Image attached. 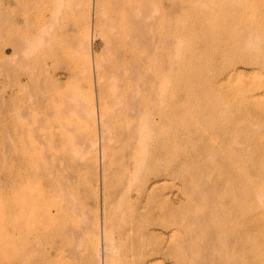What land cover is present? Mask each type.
<instances>
[{"label": "rangeland", "instance_id": "rangeland-1", "mask_svg": "<svg viewBox=\"0 0 264 264\" xmlns=\"http://www.w3.org/2000/svg\"><path fill=\"white\" fill-rule=\"evenodd\" d=\"M173 1H157L160 13L164 9L162 17L171 12ZM176 1L180 12L169 17L168 30L162 29L170 40L163 48L164 60L156 64H171L162 83L165 157L159 159L149 150L150 160L158 163L149 160L155 166L148 162L125 187L120 173L122 120L112 116L108 122V168L101 166L99 140V149L90 141L98 129L97 114L92 120L90 111L94 101L97 104L93 58L104 59L110 50L103 23L97 22L95 0H67L55 9L48 0H0V264H6L8 256L12 264L17 262L19 238L12 220L18 216L20 197L39 201L37 205L51 213L53 206L64 205L60 214L47 219L48 232L56 223L84 226L77 228L81 242L72 235L69 239L78 243V253L62 255V264H105V257L106 264H264V0ZM6 63L15 67L12 75L5 72ZM27 76L25 85H15ZM40 78L55 80L54 87L49 81L43 85ZM43 89L52 91L55 113L45 122L41 119L47 106L30 105ZM149 112L147 116L154 114ZM32 131L40 133L36 136L44 143L33 141L31 147L25 141L21 148L20 139H33ZM45 133L50 134L48 140ZM9 141L11 152L6 151ZM32 156L37 176L27 170L24 183L7 185L8 166L16 171L20 157ZM139 190L142 196L137 198ZM237 193L242 194L240 204ZM103 219L113 239L109 254L102 248ZM130 221L134 225L129 228ZM238 227L247 234L242 242L236 238L243 231L236 235ZM136 228L139 237H145L143 251L136 247L143 240L137 239ZM47 237L42 243L44 264H51L56 256Z\"/></svg>", "mask_w": 264, "mask_h": 264}, {"label": "bare ground", "instance_id": "bare-ground-1", "mask_svg": "<svg viewBox=\"0 0 264 264\" xmlns=\"http://www.w3.org/2000/svg\"><path fill=\"white\" fill-rule=\"evenodd\" d=\"M63 1H65V3L67 2V0H48L49 4H52L54 9H55V7L58 6V4H60V2H63ZM157 1L158 0H95L96 18L98 20L97 22L102 21V23H103V26H104L103 38H104V41H105L108 49L110 48V50L108 51V55L104 59H103V57L99 58V56H94V58H93V66H94V71H95L94 72L95 73L94 79H95V86H96V90H97V91H95V93L97 92L96 93V103L97 104H95V106L97 105V111L95 110V106L93 105L95 103V101L91 105L90 111H91L92 120L94 118L96 119V114H97L98 125L97 124L96 125L98 126V129H97V133H94L93 140L90 139V141L92 142L91 145L94 148V146L97 143V140H99L98 142L100 144H98V145L100 148V152H99L100 155L99 156H100L101 166H102V168L107 167L106 164H108V161H109V159L107 158L108 157L107 155L109 152H107L106 151L107 148H105V146H106L105 138H106V133H107L108 127H109L108 124L110 125V123H108V122L110 121V118L112 119V116L113 117L118 116L122 120L121 129H119L120 130L119 140L123 141V150L121 152V156H122L121 157V161H122L121 166H123V167H122L120 173H121V176L123 179L122 184L125 187L130 186V183H128V180L135 179V177L137 178L139 176V174L141 173V171L144 169V167L149 162V160H150V154H149L150 151L149 150H151L153 148L156 151V153L159 154V157H157L159 159L161 158L160 156L165 157L164 152L166 151L165 150V148H166V139H165L166 135L165 134L166 133H165L164 124H165L166 118H165V109H164L165 108L164 107L165 102H164V95H163L164 89H162V83L165 82L164 74L170 68L171 64H170V66L167 63H165L164 65L158 64L159 66H157L156 64H157V61L158 62L160 61V59L164 60L165 56H163V55H165L166 52L163 50V48L166 47V45L168 44V41L170 40V39L168 40V34H167L168 31L166 33L167 36H165V34H164L165 32L164 33H162V32H163V30L164 31L168 30L169 21L171 20V19H169V17L174 13L175 14L179 13L180 11H179V8L177 7V1L174 0L173 1L174 6H173L171 12L169 11L167 13L165 11L164 16L162 17L161 13L164 11V9L160 13L161 9L159 10V7H158L159 4ZM62 4L63 3H61V5ZM54 11L56 12V10H53V12ZM54 13L50 12V16H53L52 14H54ZM166 15H168V16H166ZM51 18H53V17H51ZM170 33H171V31H170ZM21 44H23V43H21ZM14 46H16V44L13 45V47ZM17 48L15 50H18ZM163 51H164V53H163ZM19 52H18V55H19ZM19 57H17V58H19ZM7 59L10 60L9 58H7ZM5 61H7V60H5ZM11 63H12V61H11ZM2 66H3V64H2ZM4 68L6 69L5 72H7L9 74L11 73V75H12L13 71L15 70V67L13 68V65H11L9 63H6ZM30 76H31V74H30ZM9 77L10 76H8V78ZM29 78L30 77H28V80H25V82H22L23 79L21 80L19 77V79L15 83V85H18L19 87L21 85L23 86V85H25L24 83H27L29 81ZM38 80H41L40 82H43V85H46V82L49 81V80L47 81L46 78H43V80H45L46 82L42 81V78H40ZM48 84L50 85L51 88L54 87L55 80L51 79L48 82ZM48 84H47V86H49ZM47 86H45V87H47ZM12 87L13 86H10L9 92L7 93L8 94V104H12V97H11V95L13 93ZM93 89H91V90H93ZM43 92L44 93L42 95L40 94L41 97L39 95V97H40L39 100H38L39 97L36 100L34 99L35 101L32 104H30L32 101L29 100L30 105H35L37 107L39 104L43 103L45 106H47L45 115L43 116L44 120L38 117V122H40L39 119H41V122L42 121L45 122V120L48 121L49 119H51L55 115L54 111H52V106H51L52 91L45 89ZM28 97L30 98V96H28ZM107 100L111 101V104H112L111 108L108 107ZM147 111H148V113H150L149 111H151V114L154 113L153 115H155V116L150 115V114H149V116H147L146 115ZM34 123H35V121H34ZM38 124H37V126H38ZM37 126H36V128H37ZM32 127H34V129H35V125H33ZM34 129L30 128V131L34 130ZM34 132L32 133L33 139H30L31 135L29 137H25V138L22 137L20 139L21 141L19 144H22V145H20L21 148L24 147L25 141H26L25 143H28L31 147L34 146V144H33L34 142H36L35 143L36 145L39 144V142L43 138L41 139V137H39L40 133L39 134L37 133L39 135L37 137L36 136L37 134L35 133L36 135H34ZM154 135L156 136L155 140H154V138H155ZM45 137H46V139L49 138L50 134L45 133L44 138ZM152 137H154V138L152 139ZM107 138H108V135H107ZM110 138L113 139L111 136H110ZM151 139L154 142H152ZM31 142H33L32 143L33 146L31 145ZM43 143H44V141H43ZM36 145H35V147H36ZM15 146H17V145H15ZM21 148H20V150L22 151L23 149H21ZM95 148H98V146L97 147L95 146ZM11 150H13V145L9 141V142H7V145H6V151L11 152ZM21 153H23V152H21ZM163 153H164V155H162ZM153 158H154V155H153ZM164 160H166V159H164ZM150 161L153 162V161H156V159L150 160ZM161 161H162V159H161ZM34 162H35V159L33 156H32V158L31 157H25V158L20 157L18 162H17L18 163L17 168H16L17 172L14 171L13 167L8 166V169L6 170L7 182H8L7 185L12 186L14 181H18L20 184L24 183L25 182L24 172L26 173L27 170L32 171L34 173V175L37 176L38 173L36 172ZM151 162H149V163H151ZM156 162H155V164H156ZM160 162H159V164L161 165L165 161H163V163H160ZM97 163H98V160H97ZM46 165H47V163H46ZM151 165H153V163H151ZM121 166H120V168H121ZM153 166H155V165H153ZM158 167H160V166H158ZM43 169L45 171V168H43ZM48 169L50 170L51 168H48ZM159 171H160V169H159ZM13 172H15V174ZM47 172H50V171H47ZM106 173H107V171H106ZM160 173L161 172H159V174ZM43 174H44V172H43ZM102 174H104V173H102ZM159 176H161V175H159ZM102 177H104V176L102 175ZM37 179H39V178H37ZM45 180H46V178H45ZM57 181H60V180H57ZM105 181H106V179H105ZM59 185L61 187V184H59ZM59 185H58V187H59ZM105 185H106V183H105ZM65 187H66V185H65ZM246 187L247 186H245V188ZM61 188L64 189V187H61ZM121 188H123V187H121ZM121 188H120V190H121ZM9 190H10V187H9ZM118 190H119V188H118ZM246 190H247V188H246ZM66 191L67 190L65 188L64 192H66ZM140 192H141V190H139V192H137V198H140L142 196V193H140ZM109 193H112V192H109ZM238 193H240V192H238ZM143 194H144V192H143ZM242 194H238L239 198H238L237 202L239 204H240L239 200L243 199V198H241ZM236 197H238V196H236ZM69 199H70V197H69ZM38 202H36L34 199H31V198L29 199L26 197H20V199L18 200L17 205H16V207H17L16 209L18 210V216L16 218L13 217L14 220H16V221L12 220V218H11L12 211H14L15 208L12 206L10 209H8L10 219L12 220V222H14L12 225L13 229H16L17 234H18L17 236L19 238V247H20L19 253L17 255L18 256L17 262L14 264H44V263H47V261L45 259L46 249L43 246L44 245L43 240L45 238H47V240H48V237H47L48 235L51 236L50 240L52 243H51L50 247L53 248V249L52 248L51 249L54 251V254L56 256V258L53 262L50 260L53 264H62L60 262V259H61L60 257L62 255H64V256L65 255H74L75 256V253L76 252L78 253V251L76 250V245L78 244L77 243L78 241L81 242V240H79V238L81 236V234H79V233L81 231H79L80 229L78 227H80L82 230L84 226L82 225L83 226L82 227L81 225H79L80 224L79 223L75 227L74 224H73L74 226H71L70 224L66 223L65 221H62L65 223H60V224L56 223L55 226L52 224V227H53L52 229H50L51 227H49L50 225L48 224L49 225L48 227L50 229V231H49L50 233H49L47 231L48 228H46L47 224H45V223H47V219L51 216V214L54 216L55 215L57 216V214H60V212L62 211L61 207L63 204H60L61 206H58V205L53 206L54 212L52 211V213H51L50 209L39 207L37 205ZM237 202L235 204H237L238 210H239L240 205H238ZM243 202L244 201H241V203H243ZM71 204L69 202L70 207H71ZM105 206H107L106 208H109L108 205H105ZM68 207H67V209H68ZM242 207L243 206H241V208ZM63 208H64V205H63ZM110 208H112V207H110ZM67 209H66V211H67ZM216 209H217V207H216ZM104 210H105V208H104ZM236 210H237V208H236ZM105 211H107V210H105ZM72 212H76V211L74 210ZM106 213L107 212H105V214L104 215L102 214V215L104 217H106L107 216ZM6 214L8 216V212ZM130 214H132V211H130ZM130 214H128V215H130ZM106 221H108V220L103 219V221H102L103 223L101 222L102 226L100 228L101 229L100 231L102 233L101 238H102V242H103V245L102 244L101 245L103 246L102 248L104 249V251H106V253H107V251L112 249L113 244L111 245V243L113 241L112 242H110V241L113 239H109V237H110V235H109L110 226ZM138 222H139V220H138ZM82 223H85V222H82ZM86 224H84V225H86ZM140 224H142V223L140 222ZM127 225H129L128 227L130 228V226L134 225V224L131 223V221H130V222H128ZM137 225H138V223H137ZM137 225L134 227H137ZM139 226L140 225H138L137 228H139ZM141 226H140V229L142 228ZM140 229L139 230L137 229L138 231L136 233V237H138L137 239H139V240H140V238H143V236H144V235H142L141 237H139L138 233H139ZM238 230L239 231L243 230V231L238 232ZM235 231H236L235 234L237 232L239 233V235L236 234V235H238V236H236V238H238V239L240 238L241 242L243 239L244 240L246 239L247 234L245 236L244 229H239V227H238V229ZM141 233H142V230H141ZM127 234L129 235V232ZM71 235L73 236V239L75 238V240L77 241V242H75L73 240L75 244L74 243L71 244L69 241V239L71 240V238H70V237H72ZM98 237H99V235L97 236V238ZM8 238L10 241L12 240L13 232H9ZM144 238H143V240H141L142 242L141 241L139 242L134 237L136 242L137 241L139 242L138 246H136V247H139V246L141 247V248H137V249L141 250L144 247V244H145V243H143L145 240ZM211 239H212V237H211V235H209L207 237V240H208L207 242L209 243L210 241H212ZM45 241H46V239H45ZM99 242H100V238H99ZM42 243H43V245H42ZM142 244H143V247L141 246ZM135 245H137V243ZM6 246H9V245H6ZM136 247H135V249H136ZM143 249H142V251H143ZM11 250H12V247H11ZM49 250H50V248H49ZM139 250H138V252H142ZM254 250H255V248H254ZM109 253H111V252H109ZM109 253H107V254H109ZM7 255H10V254H7ZM106 258L107 257L103 258L105 264L107 262L106 260H108ZM77 259H78V257H77ZM62 261H63V259H62ZM7 263L12 264V260L9 259V256H8V259H6V264ZM109 263H111V262H109ZM48 264H49V261H48ZM237 264H239V263H237Z\"/></svg>", "mask_w": 264, "mask_h": 264}]
</instances>
